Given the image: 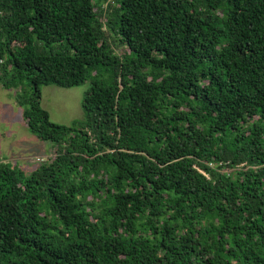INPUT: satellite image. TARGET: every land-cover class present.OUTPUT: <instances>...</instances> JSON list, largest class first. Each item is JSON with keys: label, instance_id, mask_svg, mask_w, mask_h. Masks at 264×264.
<instances>
[{"label": "trees", "instance_id": "trees-1", "mask_svg": "<svg viewBox=\"0 0 264 264\" xmlns=\"http://www.w3.org/2000/svg\"><path fill=\"white\" fill-rule=\"evenodd\" d=\"M0 87L50 143L0 158V264H264V0H0Z\"/></svg>", "mask_w": 264, "mask_h": 264}, {"label": "rangeland", "instance_id": "rangeland-1", "mask_svg": "<svg viewBox=\"0 0 264 264\" xmlns=\"http://www.w3.org/2000/svg\"><path fill=\"white\" fill-rule=\"evenodd\" d=\"M87 89V82L70 88L42 86L40 109L51 123L68 128L71 122L83 118L81 101ZM21 113L22 109L15 105L11 92L0 87V158L26 171L32 168L28 163L35 156L44 157L50 143L39 141L26 131Z\"/></svg>", "mask_w": 264, "mask_h": 264}, {"label": "built area", "instance_id": "built-area-1", "mask_svg": "<svg viewBox=\"0 0 264 264\" xmlns=\"http://www.w3.org/2000/svg\"><path fill=\"white\" fill-rule=\"evenodd\" d=\"M38 161H40L39 159H37ZM36 161V160H35Z\"/></svg>", "mask_w": 264, "mask_h": 264}]
</instances>
